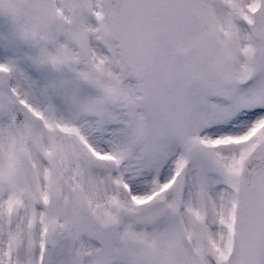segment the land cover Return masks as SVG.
<instances>
[{
    "label": "snow or ice",
    "instance_id": "obj_1",
    "mask_svg": "<svg viewBox=\"0 0 264 264\" xmlns=\"http://www.w3.org/2000/svg\"><path fill=\"white\" fill-rule=\"evenodd\" d=\"M0 264H264V0H0Z\"/></svg>",
    "mask_w": 264,
    "mask_h": 264
}]
</instances>
